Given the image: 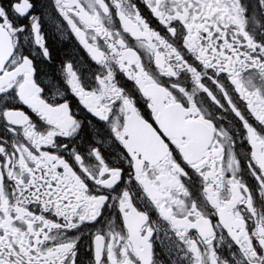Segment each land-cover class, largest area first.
Masks as SVG:
<instances>
[{"label": "snow or ice", "instance_id": "6c2138e0", "mask_svg": "<svg viewBox=\"0 0 264 264\" xmlns=\"http://www.w3.org/2000/svg\"><path fill=\"white\" fill-rule=\"evenodd\" d=\"M0 264H264V0H0Z\"/></svg>", "mask_w": 264, "mask_h": 264}]
</instances>
